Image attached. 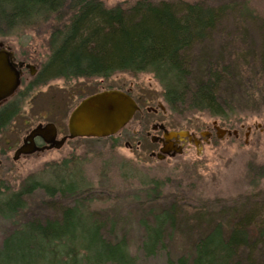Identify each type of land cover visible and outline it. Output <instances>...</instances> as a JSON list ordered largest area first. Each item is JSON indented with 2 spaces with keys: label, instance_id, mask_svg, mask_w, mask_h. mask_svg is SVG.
Returning <instances> with one entry per match:
<instances>
[{
  "label": "trees",
  "instance_id": "trees-1",
  "mask_svg": "<svg viewBox=\"0 0 264 264\" xmlns=\"http://www.w3.org/2000/svg\"><path fill=\"white\" fill-rule=\"evenodd\" d=\"M224 9L181 0H138L114 7L103 0H0V37L51 25L50 55L36 84L148 73L164 89L172 111L179 107L190 114L206 113L222 119L221 124L244 103V90L245 102L264 98V70L253 58L231 62L228 55L201 53ZM255 78L261 86H255ZM18 113L13 101L0 110V136ZM69 162L52 168L53 185L32 182L2 202L9 212L1 215L9 219L21 213L24 198L36 190L50 200L70 201L62 206L51 202L57 214L53 218L18 226L0 249L12 262L0 264H264V212H242L227 224L214 219L191 234L176 228L177 221L193 219L174 206L167 212H146L143 239L132 250L125 235L119 237L114 224H108L106 213L98 217L85 206L87 186L80 175V182L75 181L77 174L68 166L76 163ZM62 173L65 177L59 178ZM157 190L158 185L152 186L153 197ZM182 237L185 244L179 245Z\"/></svg>",
  "mask_w": 264,
  "mask_h": 264
},
{
  "label": "rangeland",
  "instance_id": "rangeland-1",
  "mask_svg": "<svg viewBox=\"0 0 264 264\" xmlns=\"http://www.w3.org/2000/svg\"><path fill=\"white\" fill-rule=\"evenodd\" d=\"M103 1L114 7L130 6L138 0ZM181 1L215 9L225 7L224 16L201 50L204 56L224 54L231 56L228 57L231 62L238 57L243 63L253 58L254 63H259L257 67L264 70V0ZM50 28L51 25L44 24L0 37V44L14 52L18 61H27L40 71L50 55ZM254 80L255 86H261V79ZM110 88L130 90L134 98L146 96L144 108L164 106L167 115L160 119L173 132L190 131L199 137L212 129L214 121L218 124L223 121L206 113L190 114L179 107L172 111L164 100V89L148 73L135 76L121 73L109 79H54L40 85L36 84V77L26 71L22 86L12 100L19 113L0 136V212H9L2 202L25 185L36 181L53 185L56 180L51 178L52 168L69 161L76 163L68 166L77 174L75 181L80 182V175L87 186L85 206L90 212H97L98 217L100 212L106 213L103 215L110 219L108 224H114V232L119 237L125 235L132 250H136L143 239L141 220L146 212H167L174 206L176 212L193 219L176 223V228H182L186 234L211 225L214 219L227 224L242 212H264V98L257 103H249V99L245 102L244 89V103L220 124L225 129L237 130L238 138L225 136L219 140L215 136L209 143L188 144L184 152L174 158L158 160L150 157L151 148L149 151H146L148 147L136 149L137 139L132 134L144 127L134 120L112 140H70L60 150L14 161L15 150L33 128L55 123L63 135L67 134L68 119L74 107L87 96ZM145 129L148 128L145 126ZM127 142L132 149L126 146ZM64 177L62 173L59 178ZM155 185L161 188L156 192L157 197L151 193ZM24 199L26 205L18 211L21 213L9 219L0 216V249L5 239L23 223L57 216L51 202H58L57 206L70 203L60 197L50 200L43 190H36ZM185 238H178V244L184 245ZM9 262L12 259L1 252L0 263Z\"/></svg>",
  "mask_w": 264,
  "mask_h": 264
},
{
  "label": "water",
  "instance_id": "water-1",
  "mask_svg": "<svg viewBox=\"0 0 264 264\" xmlns=\"http://www.w3.org/2000/svg\"><path fill=\"white\" fill-rule=\"evenodd\" d=\"M13 53L0 44V102L8 99L18 89L21 83L23 64L14 63ZM31 67V66H30ZM138 106L134 99L127 93L120 90H104L85 98L72 111L68 119V135L56 141L57 130L54 124H39L33 128L23 140V144L15 151L14 160H18L21 155H31L36 151L50 149H61L67 140L78 138L105 139L119 133L133 118ZM218 139H223L226 134L237 135L223 131L216 127ZM165 138L170 140L179 137L189 138L197 145L199 142L193 139L189 132H171ZM202 137L207 138L209 134L202 133ZM40 137L49 144L39 148L35 143V138ZM178 154L182 153L178 149ZM161 159V157H160Z\"/></svg>",
  "mask_w": 264,
  "mask_h": 264
},
{
  "label": "flooded vegetation",
  "instance_id": "flooded-vegetation-1",
  "mask_svg": "<svg viewBox=\"0 0 264 264\" xmlns=\"http://www.w3.org/2000/svg\"><path fill=\"white\" fill-rule=\"evenodd\" d=\"M6 49H8V48H6ZM8 50L11 51L10 49H8ZM12 53H13V57H14V60H13L14 63L15 64H23V66H22L21 83H20V86L18 87V89L16 90V92L14 93V95H12L8 99H5L4 101L0 102V110L3 109L6 105H8L10 102H12V100L14 99L16 94L19 92V90H20V88L22 86L23 78H24V75H25L26 71L30 72L31 77H34V76L36 77L39 74V72H40V71H38V69L34 68L33 66L30 67V64L27 61H18L16 56H15V54H14V52H12ZM125 92L128 93L129 95H131V97L134 99V101L136 102V104L138 106V110L134 114V116H133L132 120L129 122V124L127 126H125L115 136L121 135L122 131L124 129H126L132 122H134V120H138V122L140 123L139 125L140 126L143 125L142 127H144V128L141 129V130H136L134 132V134H132V136L135 139H137L136 149L140 151V150H143V149L146 150V147H148L146 151H149V149L151 148L152 150L150 151V157H156L159 160H160V157H161V160H165L167 158H174V157H176L178 155L176 153L178 149H181L182 153H183L185 148L188 146V144H195L194 141L193 140L190 141L189 138H184V140L180 139L179 137L172 138L170 140L166 139L165 138L166 132L169 134V133L173 132V130H171L166 125V123L162 119H160V117L164 118V116L167 115V111H166L165 107L162 106V105H159L158 108H156V109L144 108L143 104L145 102H147V99H146V97L144 95H141L138 98H134L133 95L130 93L131 92L130 90L125 91ZM75 107H74V109H75ZM150 117L152 119H150ZM215 122H216V127L219 128L220 130L229 131L231 133L237 132V135L233 134V135L229 136L228 134H226L225 136H227V137H236V138L239 137V134H238L237 130L225 129V128L221 127L218 124L217 121H214L212 123V129L211 130L208 129V130L205 131V133L207 132L209 134V137H207V138L202 137L201 134H200L199 137H197V134L195 132H190V131H188V132L190 134L194 135L193 139L197 140L199 142V145H202L204 141H207V143H209L215 136L217 137V133H216L217 130H216L215 126H214ZM47 124H54L55 125L56 130H57L56 141H59V140H61L62 138L66 137L68 135V124H67V134H64V135L62 134L61 130L59 129V127L55 123H47ZM47 124H45V125H47ZM145 126L148 129H145ZM248 131L250 132L251 128H248ZM185 132H187V131H185ZM27 135L25 137H27ZM115 136L113 137V139L115 138ZM23 140H22V144H23ZM67 142H68V140L66 141V143ZM35 143H36V145L39 148H43V147H46V146L49 145V144H47L44 141V139H42L40 137L35 138ZM126 146H128L130 149H132V145L129 144L128 142L126 143ZM52 150H60V149H54L53 148V149L45 150V151H36L35 153H33L31 155H21L19 157V159L22 158V157L32 156V155H35V154H41V153H45V152L52 151ZM0 216H3V215H1V212H0Z\"/></svg>",
  "mask_w": 264,
  "mask_h": 264
}]
</instances>
